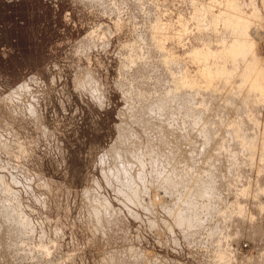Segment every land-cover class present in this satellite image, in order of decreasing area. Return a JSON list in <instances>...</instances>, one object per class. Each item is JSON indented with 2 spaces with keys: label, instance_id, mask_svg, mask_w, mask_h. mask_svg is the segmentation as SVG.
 Here are the masks:
<instances>
[{
  "label": "rangeland",
  "instance_id": "374dc122",
  "mask_svg": "<svg viewBox=\"0 0 264 264\" xmlns=\"http://www.w3.org/2000/svg\"><path fill=\"white\" fill-rule=\"evenodd\" d=\"M210 4L216 17L228 6H235V13L221 17L225 20L235 21L243 13L251 14L252 9L258 11L259 28L257 21L248 23V33L239 30L238 39L245 53L243 63L251 65L255 55L249 52V35L257 37L256 55L264 66V0H0V264H264V158L261 155L258 159L259 147L264 144V93L244 86V64L230 59L231 55L189 62L187 56L196 49L229 51L237 36L219 18L217 34L208 31L207 22L200 17ZM243 25L239 22V27ZM154 32L157 39L153 41ZM160 32L166 37L169 34L167 39H161ZM200 66L211 73V88H218L210 104L214 102L219 108L209 107L208 121L210 129L218 126V120L223 124V132L211 139L216 146L205 142L201 158L194 156V147L189 149L188 144L193 145L199 137L193 132L180 133L185 137H178L179 150L175 146L170 158L177 165V178L186 180L185 175L193 169L190 178L183 182L176 179L179 184L173 189L155 174L148 175L150 167L146 166L141 192L132 194L111 176L115 156L109 151L120 147V130H128L129 143L124 148H155L163 145H146L160 135L163 125H174L179 134L178 126L192 124L190 114L197 109L191 108V97L187 100L188 90L178 87L179 77L183 72L192 77ZM260 77L264 82V72ZM159 103L168 110L161 124L156 122H161L158 113L157 120L154 112L149 113ZM228 129L242 136L243 143L253 144V150L257 147L258 153H250L253 150L242 144L240 148L239 138L230 142L236 146H228ZM130 133L139 143H133ZM219 142L223 145L218 146ZM220 148L226 152L230 148V155L238 150L239 154L241 149L249 160L242 154V161H237L241 167L231 163L235 167L230 166L227 175L221 171L224 165L217 156ZM163 152L166 154L164 148ZM209 155L217 159L210 160ZM212 169L220 170V175ZM210 172L218 179L208 184ZM205 178L206 182L202 181ZM198 180L200 190L220 185L210 200L215 211L205 216L207 219L201 217V227L185 229L175 224L165 207L178 199L193 200L194 195V200L206 203L208 199L197 197L200 190L194 181ZM172 181L175 183V177ZM158 185L165 194L157 192ZM176 189L183 192L180 198ZM13 212L26 219L24 233L15 229Z\"/></svg>",
  "mask_w": 264,
  "mask_h": 264
},
{
  "label": "bare ground",
  "instance_id": "6f19581e",
  "mask_svg": "<svg viewBox=\"0 0 264 264\" xmlns=\"http://www.w3.org/2000/svg\"><path fill=\"white\" fill-rule=\"evenodd\" d=\"M214 8V6H213V4H210V5H207V8H206V11L204 12H202V14H201V19H204V21H206L207 23H206V26H207V28H208V31H211L213 34H217V31H218V27H217V23H221V21H222V19H223V21L226 19V18H221V17H224V16H229V15H232L233 13H235V11H236V8H235V6H228L227 8H225V11H224V13L223 14H221V13H219V17H216V16H214V14H213V11H212V9ZM238 10H239V6H238ZM221 19V21L219 22L217 19ZM253 21H257L258 22V24H257V29L259 28V22H260V20H259V15H258V11L257 10H255V9H252V13L251 14H247V13H243L242 15H241V18H238V19H236L235 21L233 20V19H227V20H225V22H227V24H228V26H227V28L229 29V31H231V33L232 34H236L237 36H235L234 38H233V42H232V44H230L231 46L229 47V51H226L225 50V52L223 51V50H217V51H215V52H208V51H204V50H199V49H196V51L194 50L193 51V53H191L190 52V54L187 56V58H189V62H190V60H191V63H194V64H196V63H198V60H201V59H203V58H207V57H214V58H217V57H223V56H229V55H231V57H229L230 59L232 58L235 62H241L242 63V65L244 64L243 63V61H244V55H245V53H244V50L243 49H241V46H240V39H238L239 37H240V35H239V30H244V31H249V28H248V23H251V22H253ZM239 22H242L244 25L243 26H240L239 27ZM167 27H168V25H167ZM171 28V27H170ZM154 29V28H153ZM157 31V29L155 28L154 29V31ZM162 30V29H161ZM159 31H160V29H159ZM158 31V32H159ZM167 31H169V30H166L165 31V33H167ZM158 32H157V35H158ZM162 32H164V31H162ZM153 33V32H152ZM161 33V32H160ZM159 33V34H160ZM164 33V34H165ZM169 33V32H168ZM171 33V32H170ZM248 33V32H247ZM162 34V33H161ZM164 34H162V35H159L160 37H161V39H163L162 38V36L164 37H166V34L164 35ZM172 34V33H171ZM154 37L152 38V40L154 41V40H156L157 38H155V36H156V33L154 32ZM168 36H169V34H168ZM167 36V37H168ZM174 36H176V35H173V37ZM159 37V38H160ZM167 37H166V39H167ZM177 37V36H176ZM249 37H250V47H249V52L251 53V54H253V56L255 55V57H254V61H252V62H250L251 63V65H249L248 63H247V61H245V64H244V71H245V73L244 72H242V78H245V84H244V86L245 87H247V88H251V87H256L257 89V92H259V93H264L263 91H264V82L263 81H261V77H260V75H261V73L262 72H264V66H263V64L261 63V60L257 57V55H256V49H255V46H256V42H257V37L256 36H252L251 34L249 35ZM164 40H165V38H164ZM159 42H161V41H159L158 40V43ZM157 43V44H158ZM156 44V45H157ZM160 44L161 43H159V45H157V48L160 46ZM162 47L163 46H161V50L163 51V49H162ZM158 49H160V48H158ZM248 50V49H247ZM170 52V51H169ZM171 57V56H170ZM172 57H173V55H172ZM178 57V56H177ZM175 58H176V56H175ZM182 58H184V57H181V58H177V60H182ZM171 59H173V58H171ZM241 59H242V61H241ZM193 61V62H192ZM169 62H171V61H169ZM182 62V61H181ZM184 64V63H183ZM179 65V64H178ZM201 67V68H200ZM199 68L200 69H198L197 70V73L196 72H193L194 74H196V76L194 77V74L192 75V77H194L193 79H195L196 78V83H194L195 81L193 80L192 81V77H191V75L189 76L188 74H186L185 72H183V74L182 75H180V79H179V84L180 85H178V87L180 86L181 87V90H183V89H185V91L186 90H188V91H186V92H188V93H186L187 94V100L189 101V98H190V100H192L193 101V105H190L191 106V108L193 107V106H195L194 107V109L196 110L197 109V111H195V113H191L192 111L191 110H193V112H194V109H190V117H192V119H193V121H192V124H190V125H186V124H188V123H186V124H184L182 127L181 126H178V127H180V129H181V132H179V134H176L175 132L177 131H180L179 129H176V128H173L174 127V125H172L173 127H171V128H168V127H166V126H162V128H161V126H160V128H161V130L159 131L160 132V135L159 136H156V138H152V140H150V142L149 143H147L148 145H146V146H149L150 144H153V145H160V144H162L163 145V147L162 146H155V148H153V147H144V148H142V146H127L128 147V149H126L125 150V148H127V147H125L124 148V146H126L128 143H129V141H127L126 140V136H127V131L128 130H126L125 131V129H124V127H123V129H121L120 130V136H119V145H120V147L118 146H114V147H116V148H114L111 152L109 151V153H111V155H112V157L113 156H115L114 157V160H113V164H114V166H112L113 168H114V170H113V173H112V178L115 180V181H117V182H119V184L121 183L124 187H125V190H126V188L128 189V191L130 190L131 191V193L132 194H136V193H140L141 191H140V189H139V186L140 185H142V184H144V181H145V179H146V174L148 173L147 172V167L146 166H149L150 167V171H149V173H148V175H151V177H152V175H153V177H154V174H155V178H158V180L159 179H161L162 181V183H167L171 188H173L172 186H175V185H177V184H179V182H176V179H179V180H177V181H182L183 179H181L180 180V178H177V176H178V171H177V165L176 164H174L173 163V161H175V160H173V159H171L170 158V156H173L171 153V151H175V146L176 145H179V143L177 142V141H179L178 140V137L180 138V137H182L183 135H184V133L187 135V133H189L190 135L192 134V132L194 133V134H192V135H195V137L196 138H198L199 137V139L201 138L202 140H200V141H197V140H199V139H195V141L192 143L193 145H189L188 144V148L190 149V146L192 147H194V149L192 150V148H191V150L192 151H194L195 152V154H194V156H197V157H200L201 156V154H200V150L202 149V148H204V145H205V142H208L209 143V141L211 142L212 140V136H214V134H219V132L218 131H220V132H223L222 131V126L221 125H223L222 123H221V121L220 120H218L220 123H217L218 124V130H216V126L215 125H217V124H215L214 126H215V128L213 127H211V129H210V127H208V124L209 125H211V123H209L208 121L209 120H211V115H210V113H209V109H211L212 107H213V109H216V108H219L214 102H213V106L210 104V97H212V96H214V95H216V92L218 91L217 89L218 88H216V90H214L213 88H211L213 85H210V83H209V80H210V75H211V73L208 71V69H206V68H202V66H200ZM186 72H187V70H186ZM189 72V71H188ZM182 76V77H181ZM190 77H191V79H190ZM197 77H198V79H199V81H201L202 82V85H204L203 87H202V85L200 86V84H199V82H198V80H197ZM174 84L175 83H177V82H173ZM175 86V85H174ZM173 86V87H174ZM176 86H177V84H176ZM176 86L174 87L175 89H176ZM179 87V88H180ZM179 88H178V90H179ZM186 88H188V89H186ZM193 88H195V90L193 91ZM174 89V90H175ZM189 89H191V90H189ZM177 90V89H176ZM226 90H228V89H226ZM226 90H223V91H226ZM94 91V90H93ZM99 91V90H98ZM97 91V92H98ZM95 92H96V90H95ZM177 91H175V93H176ZM180 91H178V93H179ZM219 92H220V90H219ZM221 92H222V90H221ZM185 94V93H184ZM176 95V94H175ZM175 95H172L173 97L175 96ZM179 95V94H178ZM170 96V95H169ZM101 96H99V99H101L100 98ZM177 98H178V96H176ZM181 97V96H180ZM184 97V96H183ZM215 97V96H214ZM164 98V97H163ZM167 98V97H166ZM185 98V100H186V97H184ZM183 98V99H184ZM97 99H98V97H97ZM98 99V100H99ZM179 99V98H178ZM165 100V99H164ZM164 100H162V101H164ZM177 100V99H176ZM179 100H181V99H179ZM184 100V101H185ZM216 100V99H215ZM190 102V101H189ZM164 103H166V100H165V102ZM179 103H181V102H179ZM184 103V102H183ZM205 103L207 104V107L208 108H206L205 106ZM175 104L177 105L178 103H177V101H175ZM182 104V103H181ZM185 104H186V102H185ZM188 104V103H187ZM230 104H233V106H234V103H230ZM229 104V106H231ZM183 105V104H182ZM178 106V105H177ZM183 106H188V107H190L189 105H183ZM202 107V108H199V107ZM236 106V105H235ZM234 106V107H235ZM152 107V106H151ZM164 105L162 104V103H159V105L158 106H156V108H151V110H149V113L151 112H154V114L156 115V113H158V116H160L159 118L161 119V122H159V120H157V115L154 117V119L155 120H157L156 122L158 123V124H161L163 121L162 120H164L165 121V114H166V111H168L167 109H164ZM179 107H180V104H179ZM186 107H183V108H185V109H187ZM209 107H211V108H209ZM227 107V106H226ZM177 108V107H176ZM181 109H182V107H180ZM236 108V107H235ZM238 108V107H237ZM236 108V109H237ZM184 109V111H186ZM247 109V108H246ZM238 110V109H237ZM146 111H148V110H146ZM211 111H213V110H211ZM215 111V110H214ZM232 111V110H231ZM182 112H183V109H182ZM196 112H198V113H196ZM233 112V111H232ZM179 113V112H178ZM181 113V112H180ZM246 113V112H245ZM186 114V113H185ZM215 114H216V112H215ZM236 114V113H235ZM145 116L147 115L146 114V112H145V114H144ZM246 115V114H245ZM244 115V116H245ZM148 116V115H147ZM181 116V115H180ZM182 116H183V113H182ZM149 117V116H148ZM187 117H188V115H187ZM243 117V116H242ZM158 118V119H159ZM164 118V119H163ZM185 118V117H184ZM149 119V118H148ZM169 119V118H168ZM168 119H167V122H168ZM186 119V118H185ZM240 119V118H239ZM191 120V119H190ZM149 121V120H148ZM147 121V122H148ZM214 121V120H213ZM238 121V120H237ZM236 121V122H237ZM181 122H184L185 123V121H181ZM186 122H188L187 120H186ZM211 122V121H210ZM217 122V121H216ZM215 122V123H216ZM191 123V122H190ZM214 123V122H213ZM212 123V124H213ZM234 124V123H233ZM260 124V123H259ZM148 125H149V123H148ZM261 125V124H260ZM213 126V125H212ZM224 127V126H223ZM256 127H257V125H256ZM255 127V128H256ZM167 128V129H166ZM259 127H257V129H258ZM232 129V128H231ZM234 129V128H233ZM153 130V129H152ZM259 130V129H258ZM157 131V130H156ZM234 131L236 132V130L234 129ZM243 131H245L246 132V130H243ZM147 132V131H146ZM123 133V134H122ZM180 133H183V135H181ZM239 133H241V131L239 132ZM223 134V133H222ZM238 133H236V135H237ZM246 134H248V132H246ZM190 135H188L189 137H190V139L191 140H193L192 139V137L190 136ZM241 135H243V137H244V133L242 132V134ZM129 136H130V138L131 139H133V143H139V141H137L138 139H136V137H135V135L134 134H129ZM218 137H219V135H217ZM223 136V135H222ZM221 136V137H222ZM225 136H226V140L229 142V144H227L228 146H230V147H233V145H235L234 143L236 142V139L235 138H239L240 136L239 135H237V136H235V134H234V132L232 131V130H230V129H228L227 130V132L225 133ZM225 136H223V137H225ZM239 136V137H238ZM185 136H183L182 138H184ZM187 137V136H186ZM221 137H219V138H221ZM248 138L249 136H245V138ZM218 138V139H219ZM234 138V139H233ZM175 139H177V140H175ZM186 139V138H185ZM185 139H184V141H185ZM240 140H242V142L239 140V141H237V143L238 142H240V143H238V144H240V148H241V144H242V146L243 147H247L249 150H253V144H250V142L249 143H246V142H244L243 143V141L245 140L244 138V140L242 139V136H241V138H239ZM250 139V138H249ZM149 140V139H148ZM188 140V139H187ZM205 140V141H204ZM214 140H216V137L214 136V138H213V141ZM220 140V139H219ZM218 140V141H219ZM222 140V139H221ZM233 140H234V143L233 144H231L230 142H233ZM118 141V140H117ZM174 141L175 142H177V143H174ZM182 141V140H181ZM197 141V142H196ZM212 141V142H213ZM224 141V139L221 141V142H223ZM169 142V143H168ZM211 142V143H212ZM217 142V141H216ZM226 142V141H225ZM224 142V143H225ZM227 142V143H228ZM185 143H188V142H185ZM208 143H207V145H208ZM214 143V145L216 146V143L215 142H213ZM218 144V143H217ZM245 144H248L250 147L252 146V149L248 146V145H245ZM115 145V144H114ZM211 145V144H210ZM209 145V146H210ZM220 145H223V144H220V142H219V145L218 146H220ZM264 145V144H263ZM262 144H261V147H259V148H261V151H260V153L262 152L263 153V146ZM168 146V147H167ZM182 146V145H181ZM216 147L217 149L219 148V147ZM224 146H226V145H224ZM236 146V145H235ZM234 146V147H235ZM257 146V145H256ZM255 146V147H256ZM177 147V151L179 150L178 148V146H176ZM187 147V146H186ZM207 147V146H206ZM212 147H214V146H212ZM227 147V146H226ZM239 147V146H238ZM113 148V147H112ZM112 148H110V149H112ZM163 148H164V150H165V152H166V154H164V152H163ZM167 148V149H166ZM184 148V147H183ZM182 148V149H183ZM209 148V147H208ZM211 148V147H210ZM209 148V149H210ZM221 148H222V146H221ZM220 148V151H222V152H220L219 150H217V151H219L218 153H220V154H218L217 155V153H216V150H214L215 151V154L217 155V156H219L220 158H221V160H222V162H221V160H220V163H223V165H224V167H222V169H221V171H223V173L225 172V174H227V171L228 170H230V168L234 165L233 164V162L234 163H237V161L239 162V161H242V158H243V156H242V154L243 155H245L243 152H241L242 150L240 149V155L239 154H237L238 153V151H237V153H233L232 152V155H230L228 152H229V150H230V148H229V150L226 152V150L224 151V150H222ZM225 148V147H224ZM228 148V147H227ZM235 148H237V147H235ZM246 148V149H247ZM186 149V148H185ZM206 149V148H205ZM213 149V148H212ZM237 149H239V148H237ZM243 149V148H242ZM258 148L256 147L254 150H253V152L251 151L250 153H254L255 154V152H256V150H257ZM191 150H189L190 152H191ZM208 150V149H207ZM211 150V149H210ZM209 150V151H210ZM263 150V151H262ZM176 151V152H177ZM187 151V150H186ZM188 151V152H189ZM204 151V150H203ZM226 153H224V152ZM181 151H179L178 153H180ZM188 152H187V154H188ZM127 153H129V154H133L134 155V157H126V154ZM182 153H184V152H182ZM206 153V152H205ZM204 153V154H205ZM209 153H211V151L209 152ZM225 155H224V154ZM228 153V154H227ZM230 153H231V151H230ZM249 153V154H250ZM256 153H258V150H257V152ZM259 153V156H258V159L260 158V160H261V158H262V156H263V158H264V153L263 154H260ZM106 154H108V153H106ZM171 154V155H170ZM174 155L176 154V153H173ZM248 154V155H249ZM109 155V154H108ZM107 155V156H108ZM180 155V154H179ZM191 155V154H190ZM200 155V156H199ZM215 155V158L214 159H217L216 156ZM228 155V156H227ZM230 155V156H229ZM253 155V154H252ZM262 155V156H261ZM107 156H106V158L105 159H107ZM176 156V155H175ZM181 156H182V154H181ZM203 156V155H202ZM213 156V155H212ZM242 156V158L240 159V157ZM257 156V155H256ZM112 157H109V158H112ZM178 157V156H177ZM204 157V156H203ZM206 157V156H205ZM210 155H209V159H210ZM245 157H246V155H245ZM250 157V156H249ZM249 157H246V158H248V160H249ZM181 158V157H180ZM183 158V157H182ZM181 158V159H182ZM191 158H193V156L191 157ZM195 158V157H194ZM201 158V157H200ZM199 158V159H200ZM208 158H206L207 160H208ZM213 158L212 159H210V160H213ZM245 158V159H246ZM252 158V157H251ZM253 158H254V156H253ZM252 158V160L251 161H253L254 159ZM257 158V157H256ZM102 159V158H101ZM174 159H176V157L174 158ZM258 159H255L256 161L258 160ZM112 160V159H111ZM178 160H180V159H177V161ZM184 160V159H183ZM185 160H186V158H185ZM189 160H190V158H189ZM205 160V159H204ZM102 161H104L103 159H102ZM176 161V162H177ZM191 161V160H190ZM206 161V160H205ZM209 161V160H208ZM217 161V163H218V166L220 165L219 164V161L218 160H216ZM181 162V164H182V160L180 161ZM186 162H188V161H186ZM193 162H194V159H193ZM204 162V161H203ZM215 162V161H214ZM178 163V162H177ZM184 164H185V162H183ZM190 163V162H189ZM195 163H197L196 162V160H195ZM202 163V162H201ZM205 163V162H204ZM211 164H214L213 162H210ZM210 163H209V165H210ZM216 163V164H217ZM233 165H232V164ZM242 163V166H244V164H243V162H241ZM174 164V165H173ZM179 164V163H178ZM183 164V165H184ZM215 164V165H216ZM237 164H239V163H237ZM176 165V166H175ZM202 165H206V164H202ZM222 165V164H221ZM201 166V165H200ZM213 166V165H212ZM217 166V165H216ZM215 166V167H216ZM217 166V167H218ZM231 166V167H230ZM239 166H240V164H239ZM180 167H181V165H180ZM184 167V166H183ZM183 167H182V169H180L181 170V172H180V170H179V174H181L180 176H181V178H182V175H183V173H182V171H183ZM188 167V166H187ZM187 167H185L186 169V171H187ZM204 168H205V166H203ZM235 167V166H234ZM234 167H232V168H234ZM237 167H238V165H237ZM241 167V166H240ZM239 167V168H240ZM189 168V167H188ZM191 168V167H190ZM189 168V169H190ZM194 168V167H193ZM211 168V167H210ZM209 168V169H210ZM231 168V169H232ZM179 169V168H178ZM208 168H205V170L206 171H208L207 170ZM214 169H216V168H214ZM214 169H212L211 171L213 172V170ZM242 169V168H241ZM257 169V168H256ZM199 170V169H198ZM234 170H236V169H234ZM108 171H109V169H108ZM176 171H177V173H176ZM186 171H185V173H186ZM191 171H193V169H191L190 170V173H189V175L191 174ZM206 171H203L204 172V174H205V172ZM215 171V170H214ZM220 170L218 171V172H221ZM258 171V170H257ZM110 172V171H109ZM197 172V171H196ZM201 173L200 174H202V171H200ZM212 172H210L211 173V175L212 174H214L215 175V173H217V174H219L220 175V173H218V172H216L215 171V173H212ZM151 173V174H150ZM185 173H184V175H185ZM188 173V172H187ZM238 173V172H237ZM111 174V173H110ZM199 174V175H200ZM208 174V173H207ZM230 174V173H229ZM233 174L235 175V172L233 171ZM189 175H185V176H187V177H185L186 178V180H187V178H190V177H188ZM210 175V176H211ZM214 175H212V179H207V181H211V180H216V179H218V178H216V179H213V177H214ZM228 175V174H227ZM232 174H230V176H231ZM109 176V175H108ZM194 176V175H193ZM192 176V178H195V177H193ZM204 176V175H203ZM209 176V177H210ZM216 176V175H215ZM218 176V175H217ZM222 176V175H221ZM220 176V177H221ZM225 176V175H224ZM223 176V177H224ZM229 176V177H230ZM173 177H175V183H174V181H172V178ZM208 177V178H209ZM219 177V178H220ZM226 177V176H225ZM199 178H201V177H198L197 179H199ZM227 178H228V176H227ZM226 178V179H227ZM234 178H235V176H234ZM109 179V178H108ZM151 179V178H150ZM223 179V178H222ZM225 179V180H226ZM2 180V179H1ZM185 180V179H184ZM185 180V181H186ZM193 180H195V179H193ZM220 180V179H219ZM227 180H229V178L227 179ZM231 180V179H230ZM230 180H229V182H230ZM160 181V180H159ZM202 181H205L206 182V178H205V180H202ZM201 181V182H202ZM210 181L209 182H207L208 184L210 183ZM221 181V180H220ZM224 181V180H223ZM232 181H233V179H232ZM183 182V181H182ZM182 182H181V184H182ZM188 182V181H187ZM193 182V181H192ZM195 182V184L197 185V187H199L198 189L200 190L201 189V185L199 184L198 185V182L200 183V181L198 180L197 181V183H196V181H194ZM215 182V181H214ZM235 182V181H234ZM156 183V182H155ZM165 183H164V185H165ZM203 183V182H202ZM207 183H206V185H207ZM120 184V185H121ZM159 184H161V183H159ZM184 184H185V182H184ZM215 184H216V182H215ZM228 184V183H227ZM230 184H233V183H230ZM1 185V184H0ZM188 185V184H187ZM187 185L185 186V190H186V187H187ZM212 185V184H211ZM214 185V184H213ZM2 186V185H1ZM138 186V192H137V190H136V187ZM153 186V185H152ZM155 186V185H154ZM161 186H163V184L161 185ZM169 186H166L167 188L169 187ZM189 186H191V183H189ZM203 186H204V184H203ZM218 186H220V185H218ZM217 186V187H218ZM143 187V186H142ZM156 187H157V185H156ZM166 187H165V190H166ZM180 187H182L181 185H180ZM194 187H196L195 185H194ZM193 187V188H194ZM196 187V188H197ZM214 187V186H213ZM217 187H216V189H217ZM226 187V186H225ZM146 188V187H145ZM158 188H159V185H158ZM184 188V187H183ZM183 188H182V190H183ZM192 188V187H191ZM215 188V187H214ZM221 188V187H220ZM220 188L218 189V194H219V191H220ZM224 188V187H223ZM233 188H235L234 186L232 187V189ZM6 189H8V188H6ZM6 189H4L3 190V192L5 191L6 192V195H9L8 194V192H9V190H7L6 191ZM163 189V187H161V190ZM170 189V188H169ZM174 189V188H173ZM190 189V188H189ZM197 189V190H198ZM211 189V188H210ZM216 189H214V190H216ZM225 189V188H224ZM177 190V189H176ZM182 190H180V191H182ZM185 190H183V191H185ZM193 190H195V189H193ZM213 189H211V190H209V188L207 187V186H205L204 188H202V190H200V196H199V194H197L196 196L197 197H201V198H205V199H208V200H206L205 202L206 203H204L203 201V203H201V202H199V200H194L195 199V195H194V198H193V200L194 201H196L195 203H194V201L193 200H191V199H189L188 200V198H187V200L186 199H184V200H186V201H182L181 199L179 200H177V201H174V202H172V205H170V206H167V207H165V209L168 211V213L170 214V216H171V218L173 219V221L175 222V224H177V225H179V226H182V227H185V229L186 228H188V227H197V225H201L202 224V222H203V220H201V217L203 216V217H205V216H207V215H209L210 213H212L213 211H215L214 210V208L215 207H213V210H212V206L210 205L211 203H210V200L212 199V196H214L213 194H214V192H216V191H214ZM228 190H230L229 188H228ZM227 190V191H228ZM140 191V192H139ZM159 191V193L162 195V194H165L164 192L162 193V192H160V188H159V190L157 189V192ZM179 191V193H178V190H177V193H178V196H179V194L180 193H183V192H180ZM221 191H222V193H223V190H222V188H221ZM220 191V192H221ZM143 192V191H142ZM171 192V191H170ZM176 192V191H175ZM175 192H173V194H175V196H176V193ZM186 192V191H185ZM184 192V193H185ZM194 192H196V191H194ZM198 192V191H197ZM235 192V191H234ZM233 192V193H234ZM120 193H122V192H120ZM145 193V192H144ZM146 193H147V191H146ZM158 193V195H160ZM172 193V192H171ZM187 193H188V191H187ZM186 193V197H187V194ZM190 193H191V195H192V193H193V191L191 192L190 191ZM228 193V192H227ZM130 194V193H129ZM157 194V193H156ZM166 194H167V192H166ZM195 194V193H194ZM217 194V193H216ZM217 194V195H218ZM226 194V193H225ZM11 195V194H10ZM9 195V196H10ZM136 195H138V194H136ZM183 196H184V194H182ZM216 195V196H217ZM244 195V194H243ZM165 196H168V195H165ZM182 196V197H183ZM190 196V195H189ZM188 196V197H189ZM161 197V196H160ZM181 197V194H180V196H179V198ZM196 197V198H197ZM221 197V196H220ZM225 197H227V196H225ZM165 198V197H164ZM177 198V197H176ZM190 198V197H189ZM214 198V197H213ZM215 198H219V196L218 197H215ZM160 199V198H159ZM167 199H169V198H166L165 200H167ZM225 199V198H224ZM237 199V198H236ZM202 200V199H201ZM215 200V199H214ZM223 200V199H222ZM226 200H227V198H226ZM225 200V201H226ZM164 201V200H163ZM140 202V201H139ZM197 202H199V203H201L200 204V206L197 204ZM220 201H218V203H219ZM168 203H170V202H168ZM214 203V202H213ZM212 203V204H213ZM216 203V202H215ZM221 203V202H220ZM214 205V204H213ZM220 205V204H219ZM219 205H218V207H219ZM214 206H216V205H214ZM219 210V209H218ZM223 211V210H222ZM240 212V211H239ZM225 213V212H224ZM224 213H222V214H224ZM13 214H14V220H15V229H18V231L19 232H25L26 230H27V225H26V219H24L23 218V216L21 215V214H18V213H16V212H13ZM221 214V213H220ZM226 214V213H225ZM211 216V215H210ZM224 216V215H223ZM238 216V215H237ZM6 217V216H5ZM92 217V216H91ZM212 217V216H211ZM215 217V216H214ZM216 217H217V214H216ZM220 217V216H219ZM225 217V216H224ZM224 217H223V220H224ZM229 217V216H228ZM239 217V216H238ZM206 218V217H205ZM171 219V220H172ZM207 219V218H206ZM217 219V218H216ZM218 220V219H217ZM227 221V220H226ZM225 222V221H224ZM13 223V224H14ZM220 223H223V222H220ZM12 225V224H11ZM220 225V224H219ZM198 226V227H199ZM225 226V225H224ZM2 227V226H1ZM201 227V226H200ZM210 227V226H209ZM219 227V226H218ZM233 227V226H232ZM13 228V227H12ZM214 229V228H213ZM217 229V228H216ZM195 230V229H194ZM224 230V229H223ZM230 231V230H229ZM237 231V230H236ZM191 232V231H190ZM209 233V232H208ZM218 233H220V229H219V232ZM222 233V232H221ZM221 233H220V235H221ZM212 236H213V234H212ZM211 236V237H212ZM222 236V235H221ZM220 236V237H221ZM219 236H217V238H218ZM223 237V236H222ZM212 239V238H211ZM214 239V238H213ZM216 239V238H215ZM223 240V239H222ZM216 241H218V240H216ZM220 241V240H219ZM218 241V242H219ZM213 242V241H212ZM215 243V242H214ZM23 244V243H22ZM223 243H221V245H222ZM216 245V244H215ZM45 247V246H44ZM43 249V248H42ZM47 251V250H46ZM2 252V251H1ZM228 253V252H227ZM232 255H230V257H231ZM227 257H228V255H227ZM233 258V257H232ZM232 258H229V259H232ZM236 257H234V259H235ZM232 261V260H231ZM234 261V260H233ZM239 261H240V259H239ZM228 262V261H227ZM235 263H237V261H236V259H235V261H234ZM263 262V261H262ZM226 263V262H225ZM241 263V262H240ZM264 263V262H263ZM233 264V263H232ZM238 264V263H237Z\"/></svg>",
  "mask_w": 264,
  "mask_h": 264
}]
</instances>
